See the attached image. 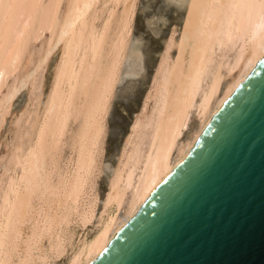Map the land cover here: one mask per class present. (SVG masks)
<instances>
[{
  "label": "bare ground",
  "instance_id": "bare-ground-1",
  "mask_svg": "<svg viewBox=\"0 0 264 264\" xmlns=\"http://www.w3.org/2000/svg\"><path fill=\"white\" fill-rule=\"evenodd\" d=\"M27 2L36 7L0 23V264H47L68 252L65 264H91L263 58L264 16L233 7L247 0H161L163 10L143 18L156 35L167 12L183 14L161 42L99 207L112 101L122 76L141 72L145 49L131 34L142 0ZM94 219L93 233L74 240L75 225Z\"/></svg>",
  "mask_w": 264,
  "mask_h": 264
},
{
  "label": "water",
  "instance_id": "water-1",
  "mask_svg": "<svg viewBox=\"0 0 264 264\" xmlns=\"http://www.w3.org/2000/svg\"><path fill=\"white\" fill-rule=\"evenodd\" d=\"M91 264H264V56Z\"/></svg>",
  "mask_w": 264,
  "mask_h": 264
},
{
  "label": "rangeland",
  "instance_id": "rangeland-1",
  "mask_svg": "<svg viewBox=\"0 0 264 264\" xmlns=\"http://www.w3.org/2000/svg\"><path fill=\"white\" fill-rule=\"evenodd\" d=\"M152 3H156L157 5H159L161 3V0H152ZM141 4H142V7L144 8V6L149 5V0H146V1L142 0ZM142 7L140 5V9L139 8L137 9V12H136L135 18H134L135 21H133L134 25L132 26L133 35L131 34L132 39H133L132 41H134L133 43H135L137 45L139 43V44L143 45V46H141V49L142 48L145 49L144 52H143L144 53L143 54V62L144 63L142 62V67H143L142 70H141L142 73L140 72L141 75H140V73L135 75L134 78L132 76H128V78H127V75L124 74L122 76L123 79L121 78V80L119 81L118 86H117L116 95H115L117 97L116 98L114 97L115 101L114 100L112 101L111 109H110V112H109L110 116H108V119H107V123H109L108 124V131H107V136L108 137H106V144L107 145L105 144V149L106 150H105V155H104L105 158L107 157L108 160L104 158V160L106 161V164H107L105 169H104V171L102 172L104 177L101 174L100 178L98 179V187H100V188H98V190H99V194H100V198H101V200L99 202V205H98L99 207H101L102 198H103V196H104V194L106 192L105 190H107V184H108L109 177L112 174L114 166L116 164L117 153H115V152H118V150L120 148V144L122 143L123 138L125 136L124 134H126V132L128 131L129 124H130L129 122L132 121L133 116L138 111V109H139V107L141 105L143 96H144L143 94L147 90V88H148L147 86L150 84V80H151V77H152V74H153L151 72L152 71L154 72V69L156 67V63H157V61L159 59L158 57H159V55L161 53V50L163 48V45H164L161 42H165L164 40L166 39V37H167L168 33L170 32L171 28L173 27V25L180 26L181 20H182V16H183V14L181 12H178V11H175V13H174V10H171V11H169L170 14H169V12H167L168 15L166 16V19H167L166 25H164L163 28L161 29V33L163 34V36L161 35V33L153 35V34H151V33L146 31L145 22H144L146 18H145V13H144ZM150 11H152L151 8H150ZM138 12H139V14H138ZM141 13H142V15H140ZM152 14H153V11H152ZM143 18H145V19H143ZM140 30H141V32H140ZM138 31L140 32L139 33L140 35H138ZM142 31L145 32V34H147V35H145ZM134 32L137 33V34H135ZM141 35H143V37H141ZM140 37H141V39H140ZM142 40H143V42H142ZM147 40H148V42H146ZM149 41L151 42L150 46L155 51H152L151 47L149 46V43H150ZM144 42H145V46H144ZM33 44H34V46L38 45V43L36 41H34ZM153 52H155V54ZM151 54L153 55V58H152ZM154 55H155V59L156 60L154 59ZM54 59H55V57H53L51 59L50 63L53 62ZM153 59H154L155 63H154ZM49 72H50V68H48L47 71L45 72V78H44L45 82L43 84L44 87H45V85L48 87L49 80H50V76H49L50 73ZM146 74H147V76H146ZM141 77H142V79H141ZM145 79H146V81H145ZM129 84H131L132 86L129 85ZM47 87L44 88L45 89L44 91L47 90L46 89ZM119 95H121L120 98H119ZM21 96L17 100V102L14 103V106L12 107V110H11V114L7 118V121L5 123V128L3 129L2 133L5 131V129H6L7 125H8V122H9V120L11 118V115L14 112H17L19 110V108L21 107V105L24 103V101H25V91L21 94ZM113 103H114V106H113ZM15 109H17V110L15 111ZM194 118H195V115H193V117H192L191 126H190L191 129H192V127L195 126V122L196 121H195ZM119 141H120V143H119ZM111 149H112V153H111ZM1 150H3V148H1ZM106 152H110V153L107 154ZM113 152L116 155H114ZM107 155H109V156H107ZM112 156H113V159H111ZM109 159H111V160H109ZM99 207H98V209H100ZM94 220L95 221L90 223V225L88 227H86V229H82V227H80L79 225H75V234L76 235L74 234V240H77V238L81 237L83 235V233H86V232H87L88 236H90L93 233V231L95 230L96 219H94ZM76 226H79V228H77ZM75 236H78V237H75ZM67 255H69V252L66 253V255H65L66 257L64 256V257H62V259L60 258L56 262V264H65Z\"/></svg>",
  "mask_w": 264,
  "mask_h": 264
},
{
  "label": "snow or ice",
  "instance_id": "snow-or-ice-1",
  "mask_svg": "<svg viewBox=\"0 0 264 264\" xmlns=\"http://www.w3.org/2000/svg\"><path fill=\"white\" fill-rule=\"evenodd\" d=\"M36 7L35 4L28 3L27 0H0V23L4 21H11L14 16L21 11ZM164 7L163 3L157 5L156 3H152V0H149V5L145 6L143 11L145 13V17H149L152 15V11H162ZM233 7H244L247 9H258L262 16H264V0H247L243 5H233ZM150 8L152 11H150ZM150 23V21H146ZM41 135H43V129H41ZM99 158L92 160V165H96L98 163ZM99 164L102 167V160H99ZM92 175L95 176V171H92ZM104 207H107V202H105ZM11 216V213H10ZM60 253H54L51 258L48 259L47 264H56V262L60 259Z\"/></svg>",
  "mask_w": 264,
  "mask_h": 264
}]
</instances>
